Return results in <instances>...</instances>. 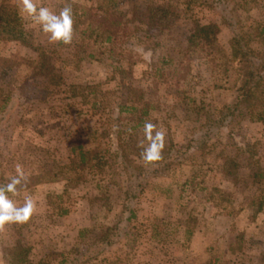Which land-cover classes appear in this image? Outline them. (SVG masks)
Segmentation results:
<instances>
[{
    "label": "rangeland",
    "instance_id": "1",
    "mask_svg": "<svg viewBox=\"0 0 264 264\" xmlns=\"http://www.w3.org/2000/svg\"><path fill=\"white\" fill-rule=\"evenodd\" d=\"M32 2L56 14L71 7L73 38L70 44L50 41L40 24L21 11V2L18 12L31 46L0 40V98H9L0 109V184L16 175L17 165L27 178L41 177L39 183L40 178L28 179L15 194L8 193L17 207L31 198L35 210L26 222L0 226V264H11L16 241L30 248L33 262L56 250L78 262L92 256L85 264H211L216 257L219 264H264V211L256 213L250 203L256 188H264L251 178L257 165L264 167V124L251 121L244 108L218 124L234 97L235 74L230 72L223 88H214L207 61L190 58L185 39L196 21H213L220 29L219 43L229 51L239 23L264 24V0ZM155 4L170 6L177 14L175 22L162 34L153 31L146 46L133 44L143 35L146 9ZM81 8L91 15L124 12L129 28H139L121 45L138 49L131 73L129 56L121 49L109 51L84 40L81 50V30L89 21L88 15H75ZM34 47L55 51L47 75L32 69L31 61L37 59ZM161 59L169 62L162 64ZM156 65L168 78L157 90L151 71ZM179 68L182 77L176 81L172 71ZM93 89L109 93L97 94L103 100L99 106L91 103ZM134 89L154 105L146 122L156 126L154 133H165V148L191 138L198 147L165 169L162 163L146 164L138 157L148 141L144 126L133 132L129 152L141 164V173L139 183L131 187L136 197L126 200L123 190L129 181L115 154L118 136L127 141L130 120L139 113L128 116L119 111L134 98ZM79 149L107 163L90 168L92 162L80 161ZM230 157L239 163L236 185L224 175ZM213 186L233 192V215L219 213L204 200L202 188ZM130 210L135 216L127 219ZM108 226H116L108 236L111 243L93 246ZM236 237L242 239L239 245ZM231 244L238 248L232 251Z\"/></svg>",
    "mask_w": 264,
    "mask_h": 264
},
{
    "label": "trees",
    "instance_id": "2",
    "mask_svg": "<svg viewBox=\"0 0 264 264\" xmlns=\"http://www.w3.org/2000/svg\"><path fill=\"white\" fill-rule=\"evenodd\" d=\"M106 4L114 3L116 0H102ZM19 2V3H18ZM22 0H1L0 1V40L5 41H19L24 45L31 46L28 40L25 38V31L23 28V22L21 16L19 15L18 8ZM82 11L75 15L77 17L88 15L89 21L81 34H85L81 45V50L85 49L84 40L91 41L94 44L102 45L105 49L112 51L114 49H121L124 53L127 52L129 56V70L127 72L131 73V68L137 63L138 49L132 48V46L122 47L125 44L128 37H131L138 27H133L130 29L127 25L128 20L124 21V12L116 14L111 11L105 12V14H93L89 13L85 8H81ZM177 18L175 11L171 10L170 6L167 4H155L149 6L146 9V21L143 22L145 28L142 30L143 35L137 36L133 44L146 46L147 41H151L153 38V31H157L162 34L166 30L170 29ZM124 21V22H123ZM232 37L229 39V51H227L218 41V34L220 32L219 26L215 22H208L205 24L196 21L192 29L189 31L186 39V46L190 52V58H202L207 61L208 68L213 77V87L223 88L225 81L230 76V72L233 71L234 85L232 89L234 90V97L232 101L226 105L225 112H221L220 122L229 113L233 115L234 111L244 108L246 116L251 121H257L264 124V24H257L252 26V24H247L245 27L242 24H238ZM89 41L86 42L89 44ZM253 42H259L258 46H254ZM86 44V46L88 45ZM83 45V47H82ZM155 45H159L156 42ZM37 52V59L31 61L32 69L41 75H47L49 70L53 68L51 64V55L55 53L53 50L42 51L38 47H34ZM91 55V54H90ZM189 59V58H188ZM5 62L9 60H4ZM10 62V61H9ZM168 60L161 59V63H168ZM154 70L153 80L154 87L157 90L160 81L163 83L167 81L168 78L165 75V71L162 66L156 65ZM122 71V70H121ZM37 73V74H38ZM173 75L176 76V81H178L181 75V68L172 71ZM166 83V84H167ZM140 89H134V98L130 100L129 104L120 107V112L126 113V115H134L139 112L138 115L134 116L130 121H132L131 126H128L127 141H123L121 136H118L116 142L117 152L115 154L116 162L121 166L122 170L126 174V179L129 181L127 189L123 190L125 194V199L136 197L135 192L131 189L132 183L140 178L141 164H139L134 155L129 152V140L132 137L133 132L136 130L143 129L146 122V116L151 113L154 109V105L150 100H144L142 91L137 93L136 91ZM91 103L93 106H99L102 104L103 100L97 95L101 93L104 97L109 94L108 92H102L100 90L93 89L91 91ZM9 98H0V109H2ZM227 111V112H226ZM219 121V120H218ZM216 123V122H214ZM217 124V125H218ZM221 125V124H220ZM127 133L126 130L123 131ZM122 133V132H120ZM196 145H194V140L188 139L185 143L171 144L168 147H164L166 153L163 154L162 158L156 163H162L165 169H169L175 163L180 161L185 157L190 151L194 150ZM79 159L82 163H90V168H101L106 161H100L96 155H89V151H84L79 149ZM138 157H141L140 154ZM142 158V157H141ZM180 159V160H178ZM239 163L235 161L234 158H228L224 166V175L227 179L231 181L233 185H236L238 173L237 168ZM40 178L36 183L41 182L40 176H31L28 179L35 182V179ZM252 182L256 185L264 184V167L257 165V168L252 173ZM7 181V180H6ZM9 181V180H8ZM4 185V184H0ZM142 186L141 184H138ZM121 189V187H119ZM205 190L204 200L207 202H212L219 210V213L224 215H233L234 212V196L233 192L224 190L218 186H213L210 188H202ZM257 191L252 194L251 205L254 206L256 213L264 211V188H256ZM258 192V193H257ZM66 213V210H63ZM135 214L133 210H130L127 219H131ZM117 226V225H116ZM116 226H108L105 231L99 236L95 243L102 244L106 242L111 243L108 238L110 230ZM185 233L189 237L192 234L191 228H187ZM237 245L240 244L242 240L241 237H236ZM236 244H231V250H236ZM30 248L28 246H23L19 241H16L12 247V252L9 255L11 264H50L54 261V264H85L88 259L92 256H87V258L82 259L78 262L77 258H69L65 252L51 250L49 253L45 254L37 262L31 261L29 258ZM94 257V256H93ZM78 262V263H76ZM219 258H213L211 264H219Z\"/></svg>",
    "mask_w": 264,
    "mask_h": 264
},
{
    "label": "clouds",
    "instance_id": "3",
    "mask_svg": "<svg viewBox=\"0 0 264 264\" xmlns=\"http://www.w3.org/2000/svg\"><path fill=\"white\" fill-rule=\"evenodd\" d=\"M21 11L26 13L34 22L40 24L42 30L49 34L52 42L70 44L73 38V13L71 7H64L59 14L47 7L37 6L32 0H22ZM155 125L146 122L144 125L145 139L148 141L141 153L146 164L159 161L165 147V133L155 131ZM154 133V134H153ZM16 175L9 178V182L0 185V226L8 222H26L35 210V202L26 198L23 207H17L9 198L8 193L15 194L17 186L27 180L23 168L16 166Z\"/></svg>",
    "mask_w": 264,
    "mask_h": 264
}]
</instances>
